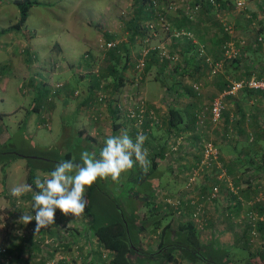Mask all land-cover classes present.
Masks as SVG:
<instances>
[{
  "label": "rangeland",
  "instance_id": "1",
  "mask_svg": "<svg viewBox=\"0 0 264 264\" xmlns=\"http://www.w3.org/2000/svg\"><path fill=\"white\" fill-rule=\"evenodd\" d=\"M13 1L14 0H0V29L12 25L17 21L18 9ZM38 1V5H33V7L30 8L28 12V18L21 29L14 30L4 35L0 34V47L3 50L6 49L8 39L13 35V38H15V40L20 41L17 44H15V42H12L14 48L11 49L15 55L19 56L23 61H26L29 59L41 57L42 55L45 56L46 54H49V52H51L53 54V58L50 57V59L48 60L50 61L51 58L52 60L54 59V68L52 69V71L56 72V70L58 69V67L56 66L57 61L60 59L59 56L61 55V53L58 52L59 49H57L58 45L64 43L63 45L66 46L67 43L64 38L67 35L64 33H60L61 27L65 25H68V27L69 25H74L78 33H82L85 35L84 39L80 41L79 47L75 50L76 56L74 57H79V59H81V62L78 64V66H75L74 64L72 67L73 72H75V79L74 82L71 83V85H73V89L71 90L72 92L69 95V100H71L72 104L81 103L80 101L84 98L91 100L90 104H86V100V103L82 105L83 109L80 110V112H82V118L86 122L83 123V126L77 128V130L81 132V129H84V131L82 130L84 132V136L87 135L93 140H91L93 147H89V150H92L90 153L94 152L97 157H99L98 153L100 154L101 149L105 146L106 138L109 135H118L121 132L120 129L123 130L120 125L123 128H127L128 131L133 129L132 135L134 138L136 137L139 129L129 120V118L127 117V112L129 111V109H135L138 101L141 100L144 101L146 112H148L149 110L153 111L157 117V123L151 124L149 126L147 123L145 126L141 127V132H143L148 137L144 144V147L148 149V153H154V155H157V157L162 155V157H167L168 160L175 159V162L177 164L179 163L178 159L181 157L180 154L184 151L186 153H193L192 155L194 156V152L196 153L197 149L200 146L202 147L203 144L208 141H211L217 145H221L225 141L223 139V134L225 133L226 126L228 125H225L224 119H222L221 122L215 125L208 121L210 120V103L213 97L221 91L219 90V85L221 84V79H223V77H220V75H225V80L227 81L228 79L230 81L235 79L234 77H238L240 74H242V72H244V64H248L251 59L261 58L260 61L264 62V39L261 40V42L257 39L258 35L256 32L259 26H255L254 24H252L259 17L257 16V14L254 15L255 18L252 15L250 17H246V10H241L243 15H245H242L241 17H245V19L247 20V26L246 28H236V25H240L234 23L236 21V14L234 13L237 9L235 8L236 0H231L229 9L225 10V8H221V10L218 11V15H215V18L222 25L223 23H226L231 27L232 33L229 35L232 38L233 42L237 43V45L241 43L242 46H240L239 48L241 64L239 67L233 68L231 66L232 60H225L222 67L217 72L218 75H212L209 69L205 66H200L197 70L188 69L185 72L180 69L176 74L171 75L170 72H172L175 65H178V63L181 66L183 65V57L181 56L179 50L180 46L176 43L175 36L171 33L170 30H165L161 26H158L153 32L145 31L144 37L138 35L133 36V38L130 37V35L127 34V30H125L124 23L132 13L131 6L133 0H75V8L74 10L72 9L70 11L65 9L63 7L64 5H62V7L60 5L61 2L66 0ZM167 1L174 2L177 5H181L187 0H166V2ZM163 7L165 8L164 4ZM165 9H167L168 11L167 16L170 17L177 11L181 10L180 8H177L176 10H170L169 8ZM72 13L73 16L71 15ZM198 20H201V23H204L206 25L213 23L210 16L202 11L194 15V21L198 22ZM166 21L168 22V20ZM77 23H80V25L78 26ZM106 36L110 37L121 47L123 44H127L126 47H128V50H126V48H121V60L117 62L119 68H123L122 71L125 79L124 84L119 88L117 92H114L115 89H112V86L110 84V78H112L111 76L109 79L107 77L102 78L98 76L101 72L106 74L107 67L109 66L106 60L108 57L107 50L103 46L99 45L101 43L100 41L104 42V40H106ZM220 36L221 35H219V39ZM189 41H191V39H189ZM258 43H261V45H258ZM252 44H254V46ZM245 46H249L256 50L252 52L244 51ZM147 47H150L151 49L158 48L160 51H165L168 54H176L178 56V59L176 62H166V67L165 69L163 68V70H158V66H153L147 71L145 70V68H143L142 71H138L135 65L138 59L141 57L143 50ZM127 53L128 55L126 56ZM209 53L212 58L218 59L220 57L219 47H212ZM126 57H128V64L127 62H125ZM1 58L2 56L0 55V145H4L10 139L8 136L12 135L13 139L11 140L10 147H12L13 149L21 150L25 154L35 152L38 153L40 152V150H48L51 149V146L56 145V150H72V157H76L77 160L82 163V161L80 160V154L84 150L88 151L86 148V140L81 142V146H77V140L74 139L73 135L68 137V134L72 132V130H69L71 129L70 126H74V124H72L73 117H67L68 120H65L66 123H64V125L69 129H64V126L59 125L58 118L55 115L57 110V103L55 101L57 98L56 96L58 90L55 93L47 96L49 92L51 93L52 90L56 89L54 88L55 84L62 83L63 85V82H61L63 79H55V81L60 80L57 83L51 81L49 82V80H47V85L44 86V93H46L45 100L53 103L52 107L49 106L52 110L51 114H49V118L47 117L46 121L43 123L39 122L40 126L37 127L35 121L39 119L41 120L42 117L44 118V107H41V111L43 110L42 112H37L31 109L29 112L30 119L23 127L21 125H23V121H25V119L29 116L27 114V110L32 102L30 91L27 88L28 78L25 79V77H22V75L19 74L20 71L9 74L11 63H8L7 66H5L4 64H1ZM31 61L32 60H30V62ZM29 66L30 65L28 64L27 69L29 68ZM123 66H126V68L124 69ZM77 77L80 78V81L82 79L86 80L85 84L82 85L79 84L78 81L76 82ZM194 83L200 84V88L198 91H195L193 89L192 85ZM100 84H103L102 92L104 94V99L106 100V102L95 101V95L99 89ZM170 84L172 85V90L169 92L166 91L165 88L169 87ZM187 90H193L195 92V96H189L186 92ZM112 94L115 95V100H117L119 104L120 112L114 114L116 115V118L112 119L111 121V118H109L107 115L106 103L111 99ZM239 97L240 95H235L231 98L234 99L233 101L229 98H226L225 100L226 109L229 110L231 114H235V106L232 105V103L234 101H237ZM241 99L242 98L240 97V100ZM156 100H159V102L163 104L162 106H164V109L166 108L167 110L169 107L175 106L184 110V114L186 115L188 112L185 109L189 108V106L191 108V105H194L193 110L196 111L197 114H200L201 118H198V122L196 123V125H194L193 128L187 129L188 131L186 133H180L179 135H176L174 131H170V133L167 130L165 123V120L167 118V111H164L165 113H162L161 109L158 108V106H156V104L153 102ZM34 102H38L39 104V96L35 99ZM258 103L260 102L258 101ZM18 105H23V108L19 109V111H15L13 109V106L17 107ZM256 108L257 111L255 112H257L256 114L258 115L257 119L261 120L264 116V103L261 102L260 104H258V106H256ZM52 114L54 116H52ZM44 119H42V121ZM186 119L188 127L191 126L189 118ZM254 121V116L251 117V120H245V126L248 131L253 132L254 130H256L257 132L258 128H260L259 122L256 121L254 123ZM67 122L72 125L67 124ZM89 125L96 127V131L94 130L92 135L89 134L91 133L89 132L91 129L89 128ZM20 126L21 129L19 128ZM151 128H158V134L160 133L161 135H163L166 133V140L164 139L158 142L153 141L152 139L150 140L149 136L152 132ZM149 129L151 131L150 134L148 133ZM83 132H81L80 134H82ZM237 132L238 130L235 129V126L233 129L229 128V131L226 134V138H228L226 139V142L234 144L236 137H240L238 139L241 140V136L237 135ZM61 137H65L66 139ZM156 137L159 138L158 135ZM262 137L264 138V135H262ZM219 145L217 146V150L221 154L222 151ZM241 147L244 148L245 146L241 145ZM229 154V152H225L221 155L222 158L225 159L228 158ZM10 164V166L8 165L9 167H6L5 170L7 173L8 171L13 172V189L21 184L27 183V167L25 158H15L11 161ZM257 164L258 166H261V168L264 167L263 162H257ZM219 165H222L221 161H218L217 167H219ZM211 170L212 167L210 171ZM190 171L191 170L189 169L188 173L185 174L184 179L186 180V182L184 184V187L182 188L183 190H179L185 191L188 195L194 194L192 192V189L195 185V181H193L192 184L187 183L190 177ZM36 173L37 176L42 180L44 178H47L49 174L40 170H37ZM179 173L182 174L181 171H179ZM211 173L214 176L213 178L220 175L218 168H214ZM133 174H136L135 171ZM251 174L253 175L252 178H254V180H259V182L262 179L264 180L263 169L258 170V168H255L251 170ZM201 177L202 176H200V178ZM123 179L124 173L121 175L120 180L123 181ZM127 179H129L128 176ZM110 181L111 182L108 183L110 192L112 191L116 193V197L122 201V198L127 196L124 190L121 191L123 182L120 183L119 181V183H115L111 179ZM124 182L126 183V181ZM210 182L213 183L212 179ZM259 182H255V185L260 184ZM220 183L221 182H219V185H217L218 188H220L219 186H221ZM126 185L129 188H132V190H135L136 188L134 187L137 186L135 184H132V186H130L131 182H127ZM13 189L11 190L9 195V205L5 208L0 209V219L2 220L3 229L7 235L5 237V240L0 244V249H4L5 253L3 255H0V264H21L26 259V261H33L35 259L34 255H37L36 257L39 258L37 259V262H34L35 264H53L54 262H51L52 259H57L56 264H77V262H73L72 260H79L78 256H80L81 263L82 259L84 260L86 256V245H88V243L86 242L84 237L81 236V234L79 235V240L77 241L79 248H73L72 250L67 248V231L71 230L76 234L83 233L87 226V218H77L71 216L70 214L65 216L61 214L59 209H57L55 213V223L50 227L41 229L40 232L36 233L35 221L30 222V224L28 225L25 224L21 219L23 215L30 214V209H21L18 214L11 212L15 202L13 200L16 199V197H14L13 195ZM261 189L262 187L260 186L258 190ZM87 191L88 188L86 189L85 197ZM228 192L229 191H227L226 189H219L218 193L215 194V197L212 198L210 195L208 196L209 199H204L205 201H207L204 206L213 204L219 194L227 195ZM30 194L31 193H26L21 197L25 198V200L30 199L29 204L30 202H32L31 204L33 205L34 201L29 197ZM159 195V199H161L159 201L161 202H158L157 204H165V209L171 213V215L169 216V222H173V225L175 226L176 217L171 210H173V207L177 205V201L181 199V196H177L176 192L172 194V196H170V199H167L166 201L163 198H165L167 194H163V191L160 190ZM127 200L128 199H126V202H128L130 206L133 207V204L134 206L136 205V211L139 217L142 218L145 215L144 213L147 212V208L144 203L141 201ZM129 202L133 204H130ZM263 202L264 199L260 203ZM202 204L204 203L202 202ZM26 207H29L28 204L26 205ZM242 218L243 217H240L237 222H242ZM139 224L142 223L139 222ZM148 230L145 231V233L141 234L142 239L140 245L143 248L150 247V249H156V245L159 241L160 235L157 234L155 230L151 233H149ZM170 236L176 238V233H172ZM46 239H48V243H46ZM16 245H23L24 249L23 251H21V253L18 252V249H16V251L14 248H11ZM91 245H96V241L92 240ZM35 246L38 249H36ZM30 248L33 249V254L30 252L32 251ZM10 249H12V251H9ZM5 250L8 252H5ZM230 250L231 251H229V258H231L233 264H246L245 261L255 255L250 249L244 248L242 246H236ZM107 253V251H103L102 257L98 258L100 261L104 259L102 264H108L109 255ZM49 254H51V256H49ZM26 255H28V257H26ZM16 260H18V262ZM62 260H65V262L62 263ZM183 261L184 259L171 261V264H183ZM186 264H188V262H186Z\"/></svg>",
  "mask_w": 264,
  "mask_h": 264
},
{
  "label": "trees",
  "instance_id": "2",
  "mask_svg": "<svg viewBox=\"0 0 264 264\" xmlns=\"http://www.w3.org/2000/svg\"><path fill=\"white\" fill-rule=\"evenodd\" d=\"M152 1L153 0H133L131 6L132 13L127 19V21L124 23L125 30H127V34H129L130 37L133 38V36L136 35L144 37L145 31L150 30L149 23L155 24L157 28L158 26L156 24V21L158 19V14L160 13V15L164 18L165 21L168 20V24L171 32L173 30H182V29L187 31H192L194 32L193 37L197 41V42H193L192 39L191 41H189V38L187 36H182V35L178 37L175 36L176 43L179 44L180 46L179 50L181 56L183 57V65L182 66L179 65V63L178 65H175L172 72H170L171 75L176 74L180 69L185 72L188 69L197 70L200 66L207 67L205 64L202 63L200 59L196 57V46L198 43H202L204 45L209 55H210L209 51H211L212 47H219L220 57L218 59L212 58L214 61L222 60V59L223 62L225 60L226 61L232 60L231 66L233 68H237L240 66L241 60L239 55H238L239 57L237 56L232 59L224 58V54H223L224 45L227 41L232 40V38L230 37L228 32L224 30V26L215 18V15L217 16L218 11H220L221 8L222 9L225 8V10L229 9L231 5V0H216L218 3L217 6L213 5L208 0H187L185 2V4H189L191 7H194L196 4H198L199 10L196 11V13L202 11L205 12L208 16H210L213 23L209 25L201 23V20H198V22L194 21V17L190 18L188 15H186L183 12V10L177 11L171 17L167 16L168 11L167 9H165L167 7L165 8L163 7V4L164 5L166 4L164 3V0H156L157 5L153 4ZM13 2L18 9L17 21L12 25L1 28L0 34H5L14 30L21 29V27L25 24L28 18V12L30 8L33 7V5L39 4L38 0H14ZM257 32L261 33L260 36L263 40L264 26L262 25L261 27H258ZM219 35H221L220 39H219ZM105 41H113V40L110 37L106 36ZM126 45L127 44H123L121 47L119 44L115 43L113 47L106 49L108 53V60L110 61V63L108 62L109 66L107 67L106 74L101 72L98 75L99 77L102 78L107 77L108 79L110 78V76L112 77L110 78L111 79L110 84L112 86V89H115L114 92H117L119 88L124 84L125 79L122 71L123 68H119L117 62L121 60V55H120L121 48H126V50H128V47H126ZM252 45L254 46V44ZM258 45H261V43H258ZM255 50L256 49H253L249 46H245L244 51L252 52ZM159 51L160 50L158 48H153L149 50L147 55H145L144 68L146 71L153 66H158V70L159 69L163 70V68L165 69L166 67V62L167 63L168 61L176 62L171 60L170 58L161 56L159 54ZM127 55L128 53L126 54V56ZM260 60L261 58L251 59L248 64H244V68H245L244 72H242V74H240L238 77H234L235 79L233 80H237L241 78H249L253 75L256 76L257 78H264V62H261ZM127 61H128V57H126L125 59V62ZM123 67L124 69L126 68V66ZM217 72L215 73L216 75H218ZM220 77H223V79H221L219 90H223L231 80L229 81L227 79L226 81L225 80L226 76L223 74L220 75ZM62 86L63 85H61L60 87ZM171 86L172 85L170 84L169 87L165 88V90L170 92L172 90ZM56 90L57 88L52 90L51 93L49 92L47 96H49L52 93H55ZM102 90H103V84H100L98 91H101V93L103 94ZM186 92L188 93L189 96L191 95L195 96V92L193 90L192 91L187 90ZM238 95H240V97L242 98L241 100L242 102H244L245 105L243 104L239 105L237 102H235L234 103L235 114L233 116L229 112V110L226 109L224 111L223 119L225 121V125L228 126H226V131L223 134L224 137L223 139L225 140L224 143L218 145L220 146L222 151L223 150L226 151L227 149L233 150L234 144H230L226 142V139H228L226 138L227 137L226 134L228 133L229 128L233 129L235 126V129L238 130L237 135L241 137H245L244 141L239 140L238 138L240 137H236L235 145L237 144L240 145L241 143L248 150L249 149L253 150L251 155L245 157L246 160L245 163L248 162L264 163V138L262 137V135H264V116L261 120H258L257 119L258 115L256 114L257 112L254 113V119H255L254 123L257 121L259 122V126H260L257 132L256 130H254L253 132L248 131L245 126V120H247L246 119L247 115L250 116V114L248 113V108H246V106L249 104V101L253 99H257V101L263 103L264 93L258 90H251L244 88L236 94V96ZM234 96L235 95L227 96L226 98L231 99ZM86 100H87L86 104H90L91 100L90 99H86ZM231 100L233 101L234 99ZM95 101L98 102L96 95H95ZM104 101L106 102V100L103 98V102ZM106 107L110 112L111 118L115 119L116 115L114 114L120 112V107L117 100H115V95L113 94L111 95V99L107 101ZM191 108L189 106V108L185 109L188 112L186 115L184 114V110H182L181 108H177L175 106L169 107L167 109V118L165 120L167 130L169 132L174 131L176 135H179L180 133H186L188 131L187 129L193 128L194 125H196V123L198 122L199 114H197V112L193 110L194 105H191ZM255 111H257V108ZM128 118L133 124H135L134 118L131 117ZM186 118H189V122L191 124V126L189 127ZM147 123L148 126L151 125L150 119L147 116H145L144 123L142 126H145ZM150 132L151 131L149 129L148 133L150 134ZM84 138L87 140L86 145L92 148L93 147L92 142L89 141L92 139H90L89 137H84ZM133 139L135 138L133 137ZM216 145L217 144H214V146ZM10 146H11V140H8L4 145H0V168L2 174L5 175L6 172L5 168L11 163L13 159L19 157L25 158L26 167H27V176H26L27 184L32 185L33 190L36 191H38V189L35 188V180L38 177L36 173L37 170L50 173L52 170H54L56 164L62 160H73L75 163L81 164L76 157L75 158L72 157L73 156L72 150L69 149L62 151L56 150L55 148L56 145L51 146V149L48 150L44 149L43 151L40 150V152L38 153L35 152L29 154H25L18 149H13ZM221 154L219 152L218 155V161H221L222 164L221 166L219 165L220 168L217 167L218 164L215 162H211L209 165L201 164V160L203 157V146L202 147L200 146L197 149L196 153L194 152V156L192 155V162L189 167L191 171L189 172V175L191 177L194 171L195 184L198 179H203V181L206 183L204 187L205 191H203V195L206 196L203 197L204 199H207L208 196L211 195L214 186L219 185V182L221 180L223 181L225 179L224 180L225 183L227 184L229 183L227 181L228 175H230L229 174L230 167L228 164L229 163L235 164L234 160H238V159L240 160L238 156L237 158H232L230 161L227 162L228 163L227 164L223 162L224 159L222 158ZM148 158L151 161V166L147 170V172H145L137 164H135L134 167L132 168L131 170L132 175L131 178H129V180L133 181V184L137 185V183H142V180L148 177L149 174L156 168L157 164L154 160L155 158L154 153L150 154ZM241 166H243L242 162H241ZM211 167L212 170L210 171ZM214 168L219 169V174H221L223 168V170L225 171V175H223L222 177L215 176V178H213L214 176L211 172L213 171ZM258 170L260 169L258 168ZM134 171L136 174H133ZM245 171H243V173ZM251 175L249 176L250 179H252ZM200 176L202 177L200 178ZM110 179H111L110 177L107 179L98 178L94 182V184L88 188L85 197L87 199L88 206L83 216L87 218L86 220L87 226H86V230L84 231L85 234L82 233L76 234L74 231L71 230L67 231L68 236H67L66 246L71 250L73 248L75 249L79 248L77 241L79 240V235L81 234H82L81 236L83 237L86 236L87 239L89 238L90 240L96 241V245L94 249H92L91 252L85 256L82 262H84L85 264H102L104 259L102 261H96L94 259V255L97 256V258H101L102 252L107 251L108 252L107 254L109 255L108 264H136L140 260H147V259H157L158 262H160V264L176 261L180 259L181 260L186 259L190 264L201 263V262L203 264L232 263L231 258H229V251L214 247L212 244L206 245L200 243L198 229L191 220L180 222L178 224V228L176 231V239L174 240L170 239V230H171L170 222L169 221L163 222V220H165L166 217L170 216L171 213L165 209L164 213L162 214L160 210L161 208H159L154 203V201L151 199V195L147 197L145 195L142 197L139 196L137 191L136 192L134 191L132 192L134 195L133 196L134 199L136 198L139 199L141 202L144 203V205L147 208V212L144 213L145 215L142 218H140L136 211L137 209L136 205L134 206L133 203L129 202L130 204H133L132 207L128 204V202L120 201L116 197L117 195L110 192L108 188V183L111 182ZM211 179L213 183L210 182ZM219 187L220 188H218V190L219 189L221 190V186ZM229 188L231 187L229 186ZM231 192L235 194L236 190L235 191L231 190ZM182 209H183L182 202L179 201L177 208L174 207V210H176V212L180 210L181 212ZM139 222H141L142 224H139ZM260 224L261 221L257 220L256 225L252 226L250 224L249 228L251 229V231L252 229L256 231L259 229ZM160 227H161L160 241L159 243H157L156 249L153 248L147 249V247L144 248L141 247L140 245L142 239L141 234L145 233V231H147L148 229H149L148 232L151 233L154 230L156 231ZM251 231L249 230V234ZM5 252L8 251L5 250ZM1 254L3 255L5 253L0 252V255ZM79 257L80 256H78V258ZM61 262L63 263L65 262V260L64 261L62 260Z\"/></svg>",
  "mask_w": 264,
  "mask_h": 264
},
{
  "label": "crops",
  "instance_id": "3",
  "mask_svg": "<svg viewBox=\"0 0 264 264\" xmlns=\"http://www.w3.org/2000/svg\"><path fill=\"white\" fill-rule=\"evenodd\" d=\"M245 3V10H246V17H250L251 15H256L259 17L256 21H254L252 24H254L255 26H259L261 27L262 25L264 26V0H242ZM61 7L62 5H64L63 7L65 9H67L68 11L70 10H74V6H75V0H66L60 3ZM242 9H236V11L234 12L236 14L235 17V22L236 24H240V25H236V28H246L247 26V20L245 19V17H241L243 15V13L241 12ZM67 15V14H65ZM73 16V13L71 14ZM245 16V15H243ZM263 23V24H262ZM72 24V23H71ZM74 24V23H73ZM78 26L80 25V23H77ZM76 24V25H77ZM61 25V24H60ZM77 27V26H76ZM12 32V31H11ZM10 33V32H8ZM5 33V34H8ZM61 34H66L67 36H65V40L67 41L66 46L63 45L64 43H61L60 45H58L59 49V53H61V55L59 56V60L57 61V67L58 69L56 70V72H53L52 69L54 68V64L52 60L53 58V54L51 52H49V54H46L45 56H41L38 58H33V59H29L26 61H23L22 59H20L19 56L15 55L14 52L12 51L11 48H14V46L12 45V42L15 44L19 43V40H15V38H13V35L11 37H9L8 39V44H6V49H2L0 47V55L2 56L1 60V64H4L5 66H7L8 63H11L10 65V72L9 74H13L14 72L20 71V75H22V77L28 78V90L30 91V96L32 97V102L30 104V106L28 107L27 110V114L29 115L30 110H34V111H41V107H44V111H43V115L44 118L42 117L41 120H36L35 124H37V127L40 126V123H43L46 121V118H49V114H51V109L49 106H53V103L48 102L45 100V95L46 93H44V86L47 85L46 82L47 80H49V82H59L60 80H56L55 79H63L61 82H63V86L61 88H58L57 91V98H56V103H57V110L55 115L58 118V123L60 126H64V129H69L68 127H66L64 125L65 120H68V118L73 117L72 119V124H74V126H70L72 130V132L70 134H68L70 136L73 135L74 139L77 140V146H81V142H83L84 140H86L84 137V129H81V132H83L82 134H80L81 132L77 130V128H79L80 126H83V123L86 122L84 121L83 114L81 115L82 112H80V110L83 109V106L86 103V99H82L78 104H72L71 100H69V95L71 94V90L73 88V85H71V83L74 82V77H75V72H73V65L75 64V66H78V64L81 62V59H79V57H74L76 56V52L75 50L79 47L80 41H82L84 39V34H80L78 33V31L76 30V28L71 25H65L61 27ZM257 35H261L260 32H256ZM4 35V34H1ZM83 36V37H82ZM12 38V39H11ZM65 47V48H64ZM62 48V49H61ZM19 57V58H18ZM51 60L49 61L48 59ZM30 60H32L30 62ZM107 62L110 63V61L108 60L107 57ZM24 63V65H23ZM108 63V64H109ZM28 64L30 65L29 68ZM70 67V68H69ZM23 68V70H22ZM32 68V70H31ZM21 69V70H20ZM13 71V72H11ZM79 82V84L84 85L85 81L84 79H82L80 81V78L77 77L76 82ZM39 96L40 98V102L39 105L38 102H34L35 99ZM43 101V103H42ZM256 101V102H255ZM156 106H158V108L161 109V112L163 113L164 111L166 112V108L164 109V106H162L163 104H161L159 102V100L153 101ZM237 102L239 105H245L244 102H242L240 100V97L237 99V101H234L232 103V105H234V103ZM264 103V101H263ZM258 101L257 99H253L249 101V106L246 108H248V113L250 114V116H254L255 110H256V106H258ZM73 106V107H72ZM160 106V107H159ZM23 105H18L17 107L13 106V109L15 111H19V109H22ZM107 110V115L109 118H111L110 112ZM41 111V112H42ZM159 111V110H158ZM80 112V113H79ZM164 112V113H165ZM72 113V114H70ZM234 114H232L233 116ZM52 116H54L52 114ZM247 115V120L251 119V117ZM68 117V118H67ZM66 118V119H64ZM30 119V115L28 116V118L25 119V121H23V125L21 126H25L26 122ZM42 119H44L42 121ZM112 121V118H111ZM51 123V121H50ZM67 124H69L67 122ZM69 124V125H72ZM79 125V126H78ZM21 126L19 127L21 129ZM90 126V125H89ZM120 127L123 130H127V128H123L121 125ZM89 128L92 135V133L94 132V130L96 131V127L94 126H90ZM158 128L154 129L151 128V135L149 136V139L153 140V141H162V140H166L167 138V134H163L161 135L160 133L158 134L157 132H159V130L157 131ZM83 130V131H82ZM86 130V129H85ZM112 131V130H110ZM121 131V129H120ZM128 131V130H127ZM132 130H129L128 133L129 135L133 138L132 135ZM159 136V138H157V135ZM63 135V132H62ZM10 139H13L12 135L8 136ZM88 137V136H87ZM61 138H65V137H61ZM90 138V137H89ZM155 138V139H154ZM66 139V138H65ZM91 139V138H90ZM245 137H241V141H244ZM87 141V140H86ZM85 141V142H86ZM91 141V140H89ZM93 141V140H92ZM152 141V142H153ZM236 140L234 142V148L233 150H229L227 149L226 151H222V153L224 154L225 152H229L230 154L228 155V158H225L223 162L227 163L228 161H230L232 158H237L239 156L240 160H234V163H227L230 167V171L228 175V180L229 183H225V179L223 181H220L221 183V189H226L228 192V194L223 195V194H219L217 196V199L213 202V204H209L204 206L207 201L204 200L203 197H206L205 195H203V191L204 187L206 185V183L203 181V179H198L196 181V184L194 185L192 192L194 194L192 195H188L185 191H179L180 189L183 190L182 188L184 187V184L186 182V180L184 179L185 174L188 173V169L191 165L192 162V154L191 153H186L185 151L183 153H177L180 154L181 157L178 159V162L176 164L175 159H171L168 160L167 157H162V155L155 156L154 160L156 162V168L149 174L148 177H146L145 179L142 180V183H137V186L134 187L136 188L135 190H132V188H129L126 183L127 182H131V185L133 184V181L127 179V176L129 178H131V170H129L128 172L124 173V179L123 181L120 180V183H122V190H124L127 194V196H125L124 198H122V201H126V199H128L127 201H140L139 199H134V195L132 192H138L139 196H149L151 195V199L155 202V204L161 208V212L162 214L164 213L165 210V204L164 203H160L157 204L158 202H161L159 200L160 195L159 192L160 190L163 191V194H167V196L165 198H163L164 200L167 201V199H170V196H172V194L177 192V196H181L180 200L182 202L183 205V209L178 210L176 212V210H171L174 213V216L176 217V225H173V222L170 223V235L172 233H176L177 228H178V224L180 222H184L187 220H191L195 226L198 229L199 232V239H200V243L201 244H212L214 247L220 248L222 250H226V251H231L230 249L234 248V247H238V246H242L244 248H248L250 249L255 255H253L250 259L246 260V264H264V202L263 203H257L254 205H249V200L251 198H253V196H255V194L259 191L258 188L261 186L262 189L264 190L263 186H264V180L262 179L260 182L259 180H254V178L250 179L249 176L251 175V170L255 169V168H259V169H263L264 171V167L261 168V166H258L257 162L254 163H245V157L249 156L252 154L253 150H248L247 148H243L241 147V143L240 145H235ZM73 145V144H72ZM76 146V145H75ZM244 146V145H242ZM85 148V147H84ZM86 148L89 152H91L89 150L88 145H86ZM156 150V149H155ZM85 151V150H84ZM260 153V150H259ZM151 154V153H149ZM174 156V155H173ZM224 156V155H223ZM181 162V163H180ZM241 162L243 163V166H241ZM11 165V164H10ZM9 165V166H10ZM138 165V164H137ZM7 166V168L9 167ZM15 170V169H13ZM246 170V171H245ZM179 171L182 172V174L179 173ZM243 171H245L243 173ZM13 172H5V175L2 174L1 168H0V209L5 208L6 206L9 205L10 202V192L13 189V184H14V178H12ZM179 175V176H178ZM251 177H253V175H251ZM180 178V179H179ZM142 179V178H141ZM126 181V183L124 182ZM255 182H259L260 184L255 185ZM134 185V184H133ZM229 186L231 188H229ZM258 188H257V187ZM229 188V190H228ZM236 190V195L234 193L231 192V190ZM112 192V191H111ZM113 194L117 195L116 193L112 192ZM192 198V199H191ZM197 198V199H195ZM162 199V200H163ZM120 200V199H119ZM121 201V200H120ZM166 201H162V202H166ZM202 202L204 204H202ZM262 202V201H261ZM201 203L202 204V208H203V212L201 214V217L199 219H194L192 217V213L193 210L196 206V204ZM175 208H177V206H174ZM173 207V208H174ZM254 211L257 213V215L260 217V221L261 224L259 225V229L255 231V234L252 233L251 229L249 228L250 224L248 223V219H246L244 217L245 213L247 211ZM188 211V212H187ZM1 212V211H0ZM240 217L242 218V222H237L238 219ZM169 216L163 220V222H168L169 220ZM237 219V220H236ZM241 220V219H240ZM201 223V224H200ZM263 225V226H262ZM163 227V225H162ZM86 230V229H85ZM249 230L251 231L249 234ZM160 231H161V227L159 229L156 230V233L160 235ZM82 234H85V232H83ZM79 235V234H78ZM255 235V236H254ZM6 233L3 229L2 226V220L0 219V244L2 243V241L5 240L6 237ZM86 242L88 243V245H86V255H88L92 249H94L95 245H91V241L89 238L87 239L86 236L84 237ZM170 239H176L170 236ZM88 240V241H87ZM160 241V238H159ZM158 241V243H159ZM18 245L13 246L11 248H14L15 250L18 249L21 253V251H23V245ZM36 247V246H35ZM32 251H30L33 254V249L30 248ZM36 249H38L36 247ZM147 249H150L147 248ZM27 250V249H26ZM257 250V253H256ZM9 251H12V249H10ZM17 251V250H16ZM17 254V252H16ZM18 256V255H17ZM37 255H34L35 259L33 261L29 260L26 261L24 260L23 263L21 264H35L34 262H37ZM49 256H51V254H49ZM26 257H28V255H26ZM91 257V256H89ZM77 259L72 260L73 262H77V264H85L84 262L80 263V257ZM94 259L96 261H100L97 256L94 255ZM19 260V258H18ZM18 260H16L18 262ZM83 260V259H82ZM23 261V260H22ZM185 261V262H184ZM183 264H186V262H188L186 259H184ZM21 262V261H20ZM232 262V261H231ZM229 263V262H227ZM136 264H160V262H158L157 259H147V260H140L138 261ZM163 264H171V262H167V263H163ZM188 264H190L188 262ZM195 264H203L201 263H195ZM233 264V263H231Z\"/></svg>",
  "mask_w": 264,
  "mask_h": 264
},
{
  "label": "clouds",
  "instance_id": "4",
  "mask_svg": "<svg viewBox=\"0 0 264 264\" xmlns=\"http://www.w3.org/2000/svg\"><path fill=\"white\" fill-rule=\"evenodd\" d=\"M148 137L138 132L133 139L127 130L118 135H109L99 157L89 151L80 154L81 164L73 160L59 161L47 178L35 180V188L24 183L13 189V195L22 196L33 193L32 213L23 215L25 224L35 221V232L46 229L55 223V213L73 217H83L88 206L86 189L99 179L111 178L119 183L121 175L138 164L145 172L150 168L148 149L144 147Z\"/></svg>",
  "mask_w": 264,
  "mask_h": 264
},
{
  "label": "built area",
  "instance_id": "5",
  "mask_svg": "<svg viewBox=\"0 0 264 264\" xmlns=\"http://www.w3.org/2000/svg\"><path fill=\"white\" fill-rule=\"evenodd\" d=\"M209 2H211L213 5L217 6L218 3L216 0H208ZM186 2V1H185ZM185 2H183V4L181 5H177L174 2H166V0H164L165 7L169 8L170 10H176L177 8H181V10H183V12L188 15L190 18H193L194 15L196 14V11L199 10L198 8V4H196L194 7H191L189 4H185ZM153 4L157 5L156 0L152 1ZM235 8L237 9H242L245 10V3L242 0H236V4H235ZM218 15V14H217ZM157 26H161L163 29L165 30H170L169 24L168 22H166L164 20V18L160 15V13L158 14V19L156 21ZM224 26V30L226 32H228V34H231L232 29L229 25H227L226 23H223ZM149 31L153 32L154 30H156V26L153 23H149ZM171 31V30H170ZM174 36H187L189 39H192L193 42H197L196 39L193 37V32L192 31H187V30H173L171 32ZM257 39L260 41L262 40L261 36H258ZM99 44L100 46H103L105 49L111 48L115 45V41H105ZM243 42V41H242ZM241 43H239L238 45H236L235 42H233V40H229L225 43L224 45V58L226 59H232L235 58L239 55V48H240ZM151 48L147 47L143 50L141 57L138 59L137 63H136V69L138 71H142V69L145 66V55H147V53L149 52ZM159 54L163 57H167L170 58L173 61H177L178 57L177 55L173 54H168L165 51H159ZM196 57L198 59H200L202 61L203 64H205L207 66V68L209 69L210 73L212 75H214L221 67L223 64V59L219 60V61H214L212 59V57L207 53L204 45L202 43H198L196 46ZM62 84L61 83H57L55 84L54 88H58L60 87ZM200 84L199 83H194L192 85L193 89L195 91L199 90ZM251 89V90H258L264 93V78H257L256 76H251L249 78H241V79H237V80H231L226 87L221 90L220 92H218L212 99L210 106H209V118H210V122L212 124H218L219 122L222 121L223 119V113L226 109V97L227 96H233L236 95L240 90L242 89ZM97 101L98 102H103V98L104 95L101 93V91H98L97 94ZM127 116L134 118V122L135 125L137 126V128L139 129V132H141V127L144 123V117L147 116L150 119V124H154L157 123V117L154 114L153 111H148L146 112V109L144 107V101H138L135 109H129V111L127 112ZM198 118H201L200 114L198 115ZM218 155L219 152L217 150V147L214 146V144L211 141H208L206 143L203 144V157L201 160V164H205V165H209L211 162H215L218 164ZM194 174L195 172L193 171V175L191 177H189L188 180V184H192V182L194 181ZM223 175H225V171L222 169L221 174L219 175V177H222ZM45 179V178H44ZM227 181L229 182L228 178ZM36 190H34L35 192ZM218 193V187L214 186L213 188V192L211 193V197H215V194ZM33 193L30 194V198L32 199ZM16 199H14V207L12 208L11 212L18 214V212L21 209H30V214H35L32 213V202L28 200H25V198H22L21 196H15ZM209 199V198H208ZM264 199V190H259L257 192V194H255V196H253V199H251L248 203L249 205H253L254 203H260L262 200ZM33 200V199H32ZM179 201H177V205H178ZM28 204L29 207H26V205ZM176 205V206H177ZM202 204L198 203L196 204L193 213H192V217L194 219H199L201 217V214L203 212V208L201 206ZM244 217L246 219H248V223L251 224L252 226L256 225V221L257 220H261L260 217L257 215L256 212L250 210L247 211L244 215ZM28 225L30 224L27 223ZM201 224V223H200ZM252 233L255 234V230L252 229ZM46 243H48V239H46ZM0 252H4V249H0ZM51 262H54L53 264L57 263V259H52Z\"/></svg>",
  "mask_w": 264,
  "mask_h": 264
}]
</instances>
